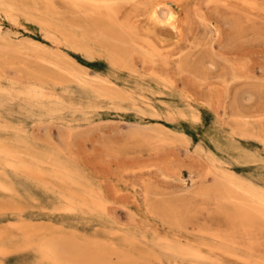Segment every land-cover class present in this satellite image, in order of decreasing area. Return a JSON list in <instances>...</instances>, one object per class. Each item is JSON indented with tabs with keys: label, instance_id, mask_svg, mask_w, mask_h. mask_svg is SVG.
Instances as JSON below:
<instances>
[{
	"label": "rangeland",
	"instance_id": "1",
	"mask_svg": "<svg viewBox=\"0 0 264 264\" xmlns=\"http://www.w3.org/2000/svg\"><path fill=\"white\" fill-rule=\"evenodd\" d=\"M134 1L135 0H133L130 5L127 4L124 7V13L121 16V20L127 21L134 29L133 38L135 44L134 48L130 50L128 61V65H130L132 69L127 65L129 67V69L127 67V70H123V67L110 64L111 62L108 61L106 57L101 58V56H96L92 59L90 57L88 58L86 54V58L83 57L84 53L76 52L69 46L70 44L67 43L68 41L64 34H59L58 32L53 33L55 31L51 29V32L46 34L47 32L44 30L42 31V27L37 24V22L30 21L27 14H24V11H20V5L25 6V1L15 0V4L17 5L16 10H7L0 6V36L2 38L5 40L12 39L20 43V41H24L26 37V39L32 37L31 39L36 40L37 38V41L43 42L46 46L50 45V47H48L49 49L51 47V49H55V51L61 49L72 56L78 63L88 67L90 75L95 76L97 74V76L103 79L107 78L106 80L110 81L109 84L118 88V91L127 94L126 96L131 100L130 104H124L120 107H114L109 103H94L83 111L67 110L51 116L43 115L40 112L31 116L20 113H5L6 119L3 118L0 123L5 126V129L2 131L0 130V138L12 139L14 137V129H22L23 133L36 150L56 153L65 162L82 173L86 182L89 183V185L94 188L97 195L103 199L105 210L101 212L83 211L77 214L62 213L56 210L54 206L60 201L56 194L49 190H45L36 183H26L22 180H18L17 186L19 187L17 188V195H12L11 197H9V195H5L4 197L0 195L3 198V202L0 204V207L2 206L0 208V225L3 222V226H6L5 228L0 227V232L1 230L6 231L7 229L8 237L5 239V245L8 249H13L12 252H6L4 255L0 254V264H38L40 262L38 253L32 250L31 247L27 249L24 247L25 245L22 244L23 249L20 250V233L14 229V224L26 223L23 218L25 220L27 219L28 225L31 224L37 229H44L45 231L48 230L49 233L52 232L54 234L70 236L72 240L90 245L93 249H96L99 245L106 248H123L128 251V254L134 260H141L143 257H146V253L152 251L150 250L151 242L156 241L157 235L160 234V239L167 237L165 241L179 240L182 245H194L196 243L195 246L200 248L205 256L207 254L209 257L219 258V261H222L221 264L264 263V234L259 233L256 236H245L238 226H232L226 218V215H222L216 211V207L211 199L209 200V198L203 196L204 194L202 195V188L207 187L208 184L211 185V182H213L212 170L214 168L210 158L214 156L221 161L218 165L219 169L232 171L241 178L247 179L264 188V145L255 139L243 138L238 133L240 132L239 124L242 121L252 120L251 122H256L255 125L257 123L264 124V15H262L264 12V0H254L253 2L252 0H242V2L240 0L241 3L239 0H213L212 2H209L211 0H180V2L176 0L177 3H181L180 5L176 3L178 8L177 6H156L152 13V8L150 6L148 7V4L145 5L147 0ZM138 1L141 2L140 6L135 4L138 3ZM162 1L166 0H160V2ZM169 1L171 2V0ZM227 1L229 2L227 3ZM243 2L245 3L244 5ZM230 3L233 5H230ZM182 5L185 6L183 7ZM38 6L41 10L44 9L45 11L44 5L40 4ZM134 6L138 12L134 9ZM131 9L132 11H129ZM133 9L136 12L133 11ZM6 10L8 14H6ZM126 10L131 17L126 15ZM142 10H144V13ZM9 11L13 13H10L12 18L16 15V18H13L14 20L9 16ZM130 12H132V14H130ZM140 12L141 15H139ZM257 14H259V16ZM127 17L130 19L129 21ZM54 20L59 26L63 28L66 27V32L70 30V28H67V25H65L67 20L64 21L61 18L59 20L57 17H54ZM14 21L16 24H12ZM69 21H71L72 23H70L73 25L79 24V21ZM60 38L61 40H59ZM63 44L65 45L63 46ZM195 48L197 49L195 50ZM183 52H185V55L180 54ZM105 58L107 60H105ZM179 58H181L180 61ZM231 61H233V63ZM236 61L239 65L240 63L243 64L239 66ZM180 62L181 65H179ZM18 65L14 64L9 66L5 63H0V83L2 84H0V87L11 88V85L14 84L16 87L22 88L33 82V80L28 78L27 74L19 70ZM114 66H116V68ZM242 66L244 72L246 67H250L251 70L246 68L248 72L250 70V73L247 74V71L244 73ZM117 68H121V70ZM6 71L7 73H5ZM135 71H139L138 74H136ZM178 74H182L181 78ZM250 74L252 75L251 78H249ZM255 74L256 76H254ZM159 75L162 78H160ZM168 76L171 78H168ZM133 77L137 78L135 79ZM248 81H250V84ZM252 81L254 82L252 83ZM246 83L247 85H245ZM163 84L166 88H164ZM168 85L171 86V88L168 87ZM216 85L219 87L216 88ZM233 85L234 87H232ZM181 87L183 88L182 90ZM209 87L212 88L210 89ZM208 90L212 91L208 92ZM48 91H51L50 86ZM162 91L165 92H163L165 95L160 94ZM180 91L181 93H178ZM182 92L183 95H180ZM251 92L253 95H251ZM54 93L55 95H53ZM51 94L53 98L60 99L61 101L73 104H80L81 102L78 97L68 95L59 88L52 90ZM128 94L129 96L131 95V97H129ZM188 94L191 96H188ZM138 95L143 99L138 97ZM205 99L208 101L205 102ZM225 102L226 104L223 106ZM209 105L211 107H209ZM168 113L172 114L171 119L174 118L173 121L169 119L170 114L168 116ZM216 113L220 115L217 116ZM197 114L200 117L194 119L193 117ZM245 116L248 117V120ZM244 117L245 120H243ZM251 117L255 118L251 119ZM258 117L260 120L257 119ZM218 118L222 119H220L221 122ZM223 119L224 122L226 121L225 123L230 126L223 125ZM162 126L163 129L168 127L176 133L179 132L178 134H185L189 137L190 143L187 145L186 143L184 144L178 134H175L176 136H173V134L171 135V137L173 136V140L179 142L178 144L172 139V141L170 140L172 143H169L170 141L159 140L145 143L133 137L131 134V131L137 128L159 131L160 128L162 129ZM233 129L236 134L238 133L237 135L233 132ZM173 144L177 146L173 147ZM182 144L184 146L183 148ZM213 144L215 145L213 146ZM219 146L223 149L226 148L224 152L221 151V147V149L217 148ZM231 146L235 148H231ZM156 150L158 152H156ZM207 151L210 155L207 154ZM225 151L228 153H225ZM210 152H212L213 155ZM194 153L197 154V156ZM200 155L202 156L201 159L198 158V156L201 157ZM260 158L262 162H260ZM204 178L207 179L203 181ZM150 179L152 181H150ZM146 185H151L150 190L152 189L151 192H153L150 193L149 199H147L145 195ZM194 191H196V193ZM34 196L35 198H32ZM171 196H173V199ZM182 196L185 197L183 198ZM180 197H182V199H180ZM164 198L167 199L165 200ZM176 199L179 202L176 201ZM174 201L176 202L174 203ZM158 202L161 204H163V202L168 203L172 206L175 210V215L169 211L162 212V208L159 209L162 206L159 205L160 203ZM194 202L200 205L198 204V206H196L197 203ZM150 203L152 204L151 206L149 205ZM202 203L205 206L202 205ZM7 207L8 209H5ZM179 211L183 213L180 214ZM185 211L186 213L184 214ZM137 213L140 215L138 216ZM177 213L179 215H176ZM21 215L23 217H21ZM170 216H175L178 221H182V225L178 223L183 227L179 226L176 221L172 222L169 218ZM213 218L214 220H212ZM135 219L137 221H135ZM29 220L34 224L30 223ZM7 221L11 223L9 222L7 223L9 225H6L5 223ZM168 222L170 223L168 224ZM56 224H59V227L56 226ZM170 224H173L174 227L172 228ZM176 225H178L179 228L178 226L176 227ZM185 225L189 227L187 228ZM190 225L194 226V228L190 227ZM221 225H223V231L221 227H219ZM95 226L97 228H95ZM150 226L152 229H150ZM210 227L213 229H210ZM159 229L165 230V233L163 230ZM107 230H109L108 232L110 234H108ZM153 230L156 231L154 232L155 234ZM157 230H159L160 233ZM163 234L167 236L164 235V237ZM129 235L136 236L139 241L136 239L137 242H135V244L137 247L141 246V248L127 247L128 243H126L125 240L130 237ZM232 235H234V237H232ZM259 236L262 237L259 238ZM144 237L146 239H143ZM153 238L156 240H153ZM229 240H234L236 244L234 243L235 245H233ZM253 241L254 243H252ZM204 243L206 246L207 244L209 246L211 245V250L208 249V246L207 248L206 246L203 247V245H205ZM240 243L241 246H237L240 245ZM255 243L259 245H254ZM250 244H252V246ZM248 245L253 247V249L256 247L257 250H253V253L249 254L246 251V248L248 249L249 247ZM214 250L218 252L219 255L224 253L222 254L223 256L214 254ZM260 250L261 252H259ZM229 252L230 255H227ZM232 253H236V255L233 256L234 254ZM237 254L241 256H239L241 260H239V257L236 258ZM252 257H254V259ZM113 258L117 261L116 256L113 255ZM228 258L230 259L228 260ZM254 260L257 261L255 262ZM153 261V259L150 260V262Z\"/></svg>",
	"mask_w": 264,
	"mask_h": 264
},
{
	"label": "bare ground",
	"instance_id": "2",
	"mask_svg": "<svg viewBox=\"0 0 264 264\" xmlns=\"http://www.w3.org/2000/svg\"><path fill=\"white\" fill-rule=\"evenodd\" d=\"M23 1L26 2V3H24L26 5L25 6L20 5V11L21 12L24 11L25 12L24 14H27V16L30 18V21L32 20L34 22H37V24H39L42 27V31L44 30L45 32H47L46 34L51 32L50 29L55 31L53 33L58 32L59 34L60 33L64 34V36L66 37V39L68 41L67 43L70 44L69 46L76 52L84 53L83 57H85V54L88 56V58L90 57L92 59L94 57H96V56L97 57L101 56V58L102 57H106L108 59V61L111 62L110 64L116 65V66H119V67H123V70L124 69L127 70V67L130 66V65H128V63H129L128 61H129V57H130V50L132 48H134V44H135L134 43V38H133L134 29L130 26V24L127 21H122L121 20V16L124 13L123 12L124 7L127 4L130 5V3L133 0H23ZM183 1H185V0H183ZM212 1L213 0H211L209 2H212ZM253 1L254 0H252V2ZM147 2H146L145 5L148 4V7L150 6L152 8L151 9V13L153 12V10H154V8L156 6H160V7H162V6H174V7H176L177 6L176 5V3H177L176 0H171V2L169 0L162 1V2H160V0H147ZM179 2H180V0H179ZM228 2L229 1H227V3ZM239 2H240V0H239ZM241 2H242V0H241ZM259 2L261 3L262 1H259ZM138 3H135V4H137V6L138 5L140 6L141 2L138 1ZM231 3H230V5H233ZM40 4L44 5L45 11H44V9H42V10L40 9V7L38 6ZM177 4L180 5L181 3H177ZM244 4L245 3L243 2V5ZM257 4H258V2H257ZM141 5H143V4H141ZM185 5H182V6L184 7ZM0 6L5 8V9H7V10H16V6L17 5L15 4V0H0ZM17 8H19V7H17ZM177 8H178V6H177ZM5 9H4V11H5ZM134 9L137 11L136 7ZM134 9H133V11H135ZM7 10H6V12H7ZM129 11H132V9L129 10ZM143 11L144 10H142V12ZM263 11H264V9H263ZM253 12H256V11H253ZM10 13H12V12L9 11V16H10ZM126 13H127L126 15L130 16L128 11ZM263 13H262V15H264ZM6 14H8V12ZM130 14H132V12H130ZM139 15H141V12H140ZM257 15L259 16V14H257ZM4 16H5V14H4ZM15 16H13V18H16ZM150 16H151V14H150ZM10 17L12 18V16H10ZM28 17H27V19H28ZM54 17H57L59 20H60V18L63 19L64 21L67 20L66 21L67 23L65 25H67V28H70V30L66 32V30H67L66 27L63 28L62 26H59L58 23L56 24V21L54 20ZM124 17H125V15H124ZM13 18H12V20H14ZM2 19H3V17H2ZM69 20L79 21V24L73 25V24H71L72 22L69 21ZM127 20L129 21L130 19L128 18ZM15 21L12 22V24L13 23L16 24ZM25 27H26V25H25ZM22 28H23V26H22ZM15 31H17V30H15ZM40 31H41V28H40ZM139 32H138V34H139ZM43 34H45V33H43ZM31 38L26 39V40L24 39L25 42L23 40H21L20 43H18V42H15L12 39L11 40H5L4 38H2L0 36V63H5V64H7L9 66H12L14 64L18 65V63H19V65H18L19 70L23 71L24 74H27L28 78L33 80V82H34V83L31 82V83H29L28 85H26L25 87H22V88L16 87L14 84L11 85V88L10 87L9 88L0 87V123H1V120L3 118H5V113H20V114H23V115L31 116V115H34L37 112H40L43 115H50L51 116V115H54V114H59V113H61L63 111H67V110H69V111H83L84 109L89 108L94 103H109V104H111L114 107H120V106H123L124 104H130L131 103V100L126 96L127 94H124L121 91H118L117 90L118 88H116L115 86H112L111 84H109L110 81L106 80L107 78L103 79L102 77L97 76V74L95 76L94 75H90L89 71H88L89 70L88 67L78 63L72 56H70L69 54H67L63 50L57 49V51H55V49L54 50L51 49L52 47L49 49L48 47H50V45L46 46L43 42L37 41V38H36V40L35 39H31ZM59 40H61V38ZM53 42H55V41H53ZM64 45L65 44H63V46ZM195 46H196V44H195ZM56 47H57V45H56ZM148 47H149V45H148ZM196 49L197 48H195V50ZM206 49H207V47H206ZM190 50H192V49H190ZM187 51H189V50H187ZM184 53L185 52L180 53V54H184ZM106 58H105V60H107ZM180 59L181 58H179V61H180ZM192 59H193V56H192ZM175 60H176V58H175ZM181 62L179 63V65H181ZM231 62L233 63V61H231ZM231 62H229V63H231ZM241 64H243V63H240V65ZM234 65H235V63H234ZM238 65H239V63H238ZM99 66H100V64H99ZM116 66H114V67L116 68ZM247 66H248V64H247ZM139 67H141V66H139ZM130 68L132 69L131 66H130ZM167 68H168V66H167ZM246 68L250 69V67H246ZM246 68H245V72H244V69H243V66H242V70H243L244 73H246V71L248 70V69L246 70ZM117 69L121 70V68H117ZM128 69H129V67H128ZM175 70H176V68H175ZM250 70H249V72L247 71L248 72L247 74L250 73ZM260 70H261V68H260ZM138 72L135 71L136 74H138ZM5 73H7V71ZM132 73H134V72H132ZM236 73H237V71H236ZM253 73H254V71H253ZM18 74H20V73H18ZM146 74H148V73H146ZM160 75H159V77H160ZM131 76H130V78H131ZM179 76L181 78L182 74L179 75ZM247 76H249V75H247ZM254 76H256V74ZM259 76H261V75H259ZM251 77H252V75L250 74L249 78H251ZM133 78H135V77H133ZM160 78H162V77H160ZM168 78H171V77L168 76ZM152 81H154V80H152ZM253 82L254 81H252V83ZM257 82H259V81H257ZM209 83H211V82H209ZM248 83L250 84V81H248ZM119 84H120V82H119ZM164 84H163V86H164V88H166ZM168 84H169V82H168ZM243 85H244V83H243ZM245 85H247V83ZM49 86L51 88V91L59 88V89H61L63 92H65L68 95H71V96H74V97H78L79 100L81 101L80 104H77V103L73 104V103H69V102H66V101H61L60 99H57V98H53L52 94H51V91H48ZM168 87L171 88V86H169V85H168ZM215 87L217 88L219 86L216 85ZM232 87H234V85ZM127 89H128V87H127ZM129 89H130V87H129ZM152 89H154V88H152ZM182 89L183 88L181 87V90ZM175 90H177V89H175ZM212 90H210V91L208 90V92H211ZM131 92H133V91H131ZM163 92L164 91H162L160 94H164L165 93V92L164 93ZM183 92L180 95H183ZM185 92H186V87H185ZM178 93H181V91L178 92ZM188 93H190V92H188ZM53 95H55V93ZM251 95H253L252 92H251ZM128 96H129V94H128ZM188 96H191V95L188 94ZM244 96H245V94H244ZM129 97H131V95ZM138 97H141V96L138 95ZM192 99H193V97H192ZM142 101H141V103H142ZM190 101H191V99H190ZM207 101L208 100H206L205 102H207ZM231 102H232V100H231ZM225 104H226V102L224 103L223 106H225ZM144 105H146V104H144ZM152 106H150V107H152ZM209 107H211V106L209 105ZM203 108H205V107H203ZM171 110H172V108H171ZM166 111H167V109H166ZM196 111H198V110H196ZM199 111H200V109H199ZM191 113L194 114L193 112H191ZM198 113H200V112H198ZM169 114L170 113H168V116H169ZM186 114H187V112H186ZM165 115H167V114H165ZM171 115L172 114H170V118L169 119L173 121L174 118L171 119ZM216 115L218 116L220 114L216 113ZM192 116H195V115H192ZM199 117L200 116L197 114L193 118L194 119H198ZM213 117H214V115H213ZM223 117H226V116H223ZM229 117H231V116H229ZM245 117H247V116H245ZM245 117H244L243 120H245ZM255 117H251V119H254ZM235 118L238 119L237 117H235ZM263 118H264V115H263ZM220 119H219V121H220ZM224 119L222 121L223 125H229V124L225 123L226 121L224 122ZM227 119H228V117H227ZM246 119L248 120V117ZM257 119L260 120L259 117ZM251 121H246V120L242 121L239 124L240 132H238V133L243 138L255 139V140L259 141L261 144L264 145V124H258L257 123L255 125L256 122H251ZM261 121H263V120H261ZM194 123H192V124H194ZM163 126H162V129L160 127H157V128H160L159 131L143 130L141 128H137V129L132 130L131 134H132L133 137H135L137 139H140L141 141H143L145 143H147V142L149 143L150 141H153V140L167 141L168 142V141H170L173 138V136H176L175 134L179 133V132L176 133L175 131L169 129L168 127L163 129ZM4 129H5V126H3V124H0V130L2 131ZM233 132H234V129H233ZM204 133L207 134L206 132H204ZM172 134H173V136L171 137ZM178 135H180V137H181V139H182L184 144L186 143V145H187L188 143H190L189 137H187L185 134H178ZM171 141L169 143H172ZM173 141L176 142V140H173ZM154 142H156V141H154ZM176 143L178 144L179 142H176ZM215 144H216V142H215ZM215 144H213V146ZM169 145H171V144H169ZM176 146H174V144H173V147H176ZM183 147L184 146L182 144V148ZM220 147L221 146H219L217 148H220ZM239 147H240V145H239ZM231 148H235V147L231 146ZM224 149H226V148H224ZM224 149L222 148L221 151L224 152ZM157 150H156V152H158ZM226 151H225V153H228ZM187 153H189V152H187ZM210 153L212 154V152H210ZM207 154L210 155L209 152ZM195 155L197 156V154H195ZM198 158L201 159L202 156L201 157L198 156ZM210 159H211V162H212V165H213V168H214L212 170V172H213V178H212L213 182L210 181L212 183L211 185L208 184L207 187L202 188V195L204 194L203 196H206L207 198H209V200L211 199L213 201L215 207H216V211H218L222 215H226V218L232 224V226H238L241 229L240 231L242 232V234H244L245 236H249V237L253 236V235L256 236L259 233L260 234H264V188L259 186V185L254 184L251 181H248L247 179L241 178L239 175H237L236 173H234L232 171H228V170L226 171V170L219 169L218 165L221 163V161L219 159L215 158V156L211 157ZM222 160H224V159H222ZM261 160L262 159L260 158V162H262ZM208 169H209V167H208ZM205 179H207V178H204L203 181H205ZM18 180H22V181H24L26 183H34V184L36 183L38 186L44 188L45 190H49V191L53 192L54 194H56L60 201H59V203H57V205H54V206L56 207L55 208L56 210H58V211H60L62 213H65V214H77L78 212H83V211L101 212V211L105 210V204H104L103 199L101 197H99V195H97V193L94 190V188L91 185H89V183L86 182V180H85V178H84L82 173H80L77 169H75L69 163L65 162L56 153H53L51 151H42V150L39 151V150H36V148L32 145L30 140L23 133V130L20 129V128H15L14 129V137L12 139L0 138V195H2L3 197L5 195H7V196L9 195V197H11L12 195H14V196L17 195V192H18L17 188L19 187V186H17L18 185ZM150 181H152V180L150 179ZM206 182H208V181H206ZM151 185H146V188H145V195H146L147 199H149L150 193H153V192H151L152 189L150 190V186ZM201 185H204V184H201ZM201 187H203V186H201ZM153 191H156V190H153ZM194 192L196 193V191H194ZM31 193H32V191H31ZM188 194H190V193H188ZM175 196H176V194H175ZM185 196H182V197L184 198ZM172 197L173 196H171V198ZM182 197H180V199H182ZM32 198H35V196L32 197ZM2 199L3 198L0 196V204L3 202ZM22 199H23V197H22ZM36 200H37V198H36ZM157 201H158V199H157ZM176 201H178V200L176 199ZM176 201H174V203ZM37 202H39V201H37ZM183 202H184V200H183ZM158 203H160V202H158ZM194 203H197V202H194ZM205 203H206V200H205ZM198 204L199 203H197L196 206H198ZM149 205L151 206L152 204L150 203ZM159 205H161L162 207H160ZM159 205H158L160 207L159 209L162 208L161 209L162 212L163 211H169L171 213H174L173 215H175V212H174L175 210L168 203H164L163 202V204L160 203ZM202 205H204V204L202 203ZM11 206H14V205H11ZM107 206H108V204H107ZM174 206H175V204H174ZM16 207H18V206H16ZM28 208H29V206H28ZM181 208H183V207H181ZM209 208H211V207H209ZM5 209H8V207L5 208ZM106 209H107V207H106ZM154 209H156V208H154ZM15 211H16V209H15ZM210 211H211V209H210ZM195 212H197V211H195ZM179 213H180V211H179ZM182 213H180V214H182ZM185 213H186V211L184 212V214ZM187 214H190V213H187ZM137 215H138V213H137ZM176 215H179V214L177 213ZM213 215H214V213H213ZM163 216L166 217L165 215H163ZM163 216H161V217H163ZM21 217H23V216L21 215ZM169 218L172 220V222L176 221L177 223L179 222L181 225L183 224V223H181L182 221L181 222L178 221L175 216H170ZM143 219H145V218H143ZM23 220H24V222L26 221V223H23V224L16 223V224H14V227H15L14 229L17 230L20 233V250L23 249L22 244L25 245L24 247L27 248V249L31 247L32 250L37 252L38 255H39L40 262L38 264H152V263H154V264H156V263H160V264H164V263H166V264H185V263H188V264H221V262H222V261H219L220 260L219 258L217 259L215 257H209V255L207 256V254H206V256H207L206 257L201 252L202 250H200V248L195 246L196 243L194 245H182V244H180L179 240L178 241H176V240L165 241V239L167 238V237H165V236H167L165 234H163V236L165 235L164 239H160L159 238L160 234L157 235L158 236L157 240L155 238H153V240H156V241H152L151 242L152 244H151L150 250H152V251H149L148 253H146L147 254L146 257H143L141 260H134L128 254V251L123 249V248H106V247H103L102 245H99V246L96 247V249H93L90 245H85V244H82V243H79V242H76V241L72 240L70 236H67V235H64V234H54L52 232L49 233L48 230L45 231L44 229H37L35 226H32L31 224L28 225L27 219L25 220L23 218ZM212 220H214V218ZM10 221H12V220H10ZM135 221H137V220L135 219ZM9 222L7 221L5 224L9 225V224H7ZM29 222L34 224L30 220H29ZM186 222H188V221H186ZM209 222H210V220H209ZM46 223H49V222H46ZM169 223L170 222H168V224ZM179 223H178V225L181 226ZM38 224H40V223H38ZM213 224H214V222H213ZM1 225H0V227H3V228L6 227V226L5 227L3 226V222H2ZM10 225H12V224H10ZM36 225H37V222H36ZM170 225H172L171 226L172 228L174 227L173 224H170ZM178 225H176V227ZM56 226L59 227V224H56ZM179 226H178V228H179ZM181 227H183V226H181ZM185 227H187V226L185 225ZM190 227L194 228V226H192V225H190ZM199 227H201V226H199ZM219 227H221V230H222L223 225H221ZM95 228H97V227L95 226ZM102 228H104V227H102ZM178 228H176V229H178ZM197 228H198V226H197ZM211 228L212 227H210V229ZM225 228H223V229H225ZM239 228H236V229H239ZM106 229H105V231H106ZM150 229H152L151 226H150ZM8 230H9V228H8ZM159 230H163V229H159ZM159 230H157V231H159ZM108 231L109 230H107V232ZM112 231H113V229H112ZM116 231L119 232L118 230H116ZM163 231L165 233V230H163ZM107 232H106V234H107ZM154 232H156V231L153 230V233ZM214 232H217V231H214ZM159 233H160V231H159ZM108 234H110V233L108 232ZM144 234H146V233H144ZM7 235H8L7 229H6V231L1 230V232H0V254H2V255L6 254V252L8 253L9 251L12 252V250H13V249L11 250V248L8 249L7 246L5 245V242H6L5 239L8 237ZM130 235H132V234H130ZM216 235H217V233H216ZM151 236H153V235H151ZM227 236H229V235H227ZM262 236H259V238H261ZM232 237H234V235H232ZM161 238H162V236H161ZM218 238H219V236H218ZM259 238H257V239H259ZM136 239L137 238L134 235L130 236L129 238H127L125 240V242L128 243L127 247L128 248H131V247H133V248L140 247L141 248V246H138V247L136 246V244H135V242H137ZM143 239H146V238L144 237ZM182 239H184V238H182ZM251 240H253V239H251ZM188 241H189V239H188ZM229 241L233 245L236 244L234 242V240H229ZM243 241H244V238H243ZM245 242L248 243L247 241H245ZM245 242H241V243H245ZM258 242H260V241H258ZM241 243H240V245H237V246H241ZM249 243H251V242H249ZM252 243H254V241ZM144 245H147V244H144ZM201 245H203V244H201ZM250 245L252 246V244H250ZM254 245H259V244L255 243ZM205 246H206V244L203 245V247H205ZM207 246H208V249L211 250L212 246L210 245L211 246L210 247L208 244H207ZM207 246H206V248H207ZM251 246H249L248 249L246 248V251L249 254L253 253V250L254 251L257 250L255 246H254L255 249H253V247H251ZM201 249H202V247H201ZM261 250H263V249H261ZM261 250L259 252H261ZM212 252H213V250H212ZM262 253H263V251H262ZM214 254H218V252L215 251ZM222 254H224V253H222ZM222 254L221 255L218 254V256H223ZM232 254H234L233 256L236 255V253H232ZM113 255L116 256L117 261L114 260ZM227 255H230V252ZM239 256L240 255L237 254L236 258L239 257ZM236 258H235V260H236ZM252 258L254 259V257H252ZM152 259L154 261L150 262V260H152ZM229 259L230 258H228V260ZM239 260H241V258ZM232 263H234V262H232ZM262 264H264V263H262Z\"/></svg>",
	"mask_w": 264,
	"mask_h": 264
}]
</instances>
